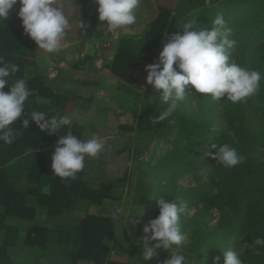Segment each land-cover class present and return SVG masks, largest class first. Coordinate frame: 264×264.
<instances>
[{
  "label": "rangeland",
  "instance_id": "obj_1",
  "mask_svg": "<svg viewBox=\"0 0 264 264\" xmlns=\"http://www.w3.org/2000/svg\"><path fill=\"white\" fill-rule=\"evenodd\" d=\"M141 4L134 25L116 32L103 26L102 36L109 42L98 51L110 56L111 40L116 45L120 39L130 37L136 46L148 49L145 52L150 57V64L157 60L163 41L158 42L154 37L149 39L148 34L151 29H156L157 37L164 38L172 28L171 14L160 16L149 2ZM218 13L223 14L232 30L230 39L238 42L232 60L244 68L260 71L264 77V0L244 3L227 0L208 6L184 18L174 29L182 33L181 27L185 23H193L189 31L210 28ZM51 57L54 61H36L38 59L34 57L33 70L42 69L41 73L54 76V79L46 83L45 90L48 89L49 94H38L32 107L53 106L54 110L64 107L62 115H71L72 123L58 135L71 131L77 139L90 138L93 134L105 139V150L95 158H86L85 167L78 174L92 189L99 188L105 181L118 186L115 197L119 201L106 202L118 239L124 245L125 256L110 253L111 260L139 264L142 237L145 236L142 229L157 217V200L180 197L184 206L180 223L185 235L180 251L189 264H213L215 257H220L219 264H223L222 251L226 247L237 250L243 264H264V248L245 246L264 237V78L256 95L235 104L224 97L213 100L205 94L188 93L175 112L179 115L176 125L171 126L178 129L173 131L175 135L163 131L155 136H141L137 134L139 118H148L154 126L152 118L167 107L159 103L162 90H153L146 83V71L130 70L126 79H120L110 72L113 61H92L87 56L79 61L73 57L57 61L56 53ZM72 97H80L82 103L71 102ZM134 97H139L137 103L132 102ZM143 99L147 102L142 105ZM125 101L132 104L126 105ZM148 105L156 109L155 113L148 111ZM114 107L120 108L118 115L114 113ZM143 108L145 112L142 113ZM228 121L237 126L246 122L253 128L255 137L250 145L237 150L245 160L232 168L223 167L209 155L215 151L211 149L212 143L230 144L226 140L232 134ZM58 139L57 135L42 132L40 140L43 144L47 140L45 143L50 145L34 149L43 153L45 174L49 177L53 176L51 155ZM191 219H197L207 236L201 246L205 257L185 249L195 228V223L188 222ZM67 221L66 217H36L38 225L48 228L55 224L69 225ZM63 235H54L52 244L63 241ZM172 251L157 249L151 260L141 261V264H164ZM77 264L92 262L79 261Z\"/></svg>",
  "mask_w": 264,
  "mask_h": 264
},
{
  "label": "clouds",
  "instance_id": "obj_2",
  "mask_svg": "<svg viewBox=\"0 0 264 264\" xmlns=\"http://www.w3.org/2000/svg\"><path fill=\"white\" fill-rule=\"evenodd\" d=\"M69 0H0V22L6 20L19 4L18 18L24 34L46 53H59L63 41L71 27L66 12ZM98 19L106 22L105 27L112 32L127 29L137 21L136 9L140 0H94ZM210 2V0H209ZM193 23H185L183 32L167 36L157 60L145 68L146 83L153 90H162L159 103L167 105L156 117L153 125L168 121L175 126L173 114L188 93L205 94L213 100L222 97L238 103L257 94L262 75L260 71L244 68L232 60V53L238 42L230 39L232 30L227 26L222 13L211 21V27H201L199 31H189ZM19 68L8 63L0 56V143L13 144L17 132L11 127L20 121L28 129L34 122L41 132L57 135L51 155V170L61 179H76L77 173L85 167L86 158H95L105 150V139L93 134L90 138L77 139L71 131L58 135L61 129L70 126L71 115H49L43 111L25 112V104L32 95L27 78H17L10 83ZM55 75V73H53ZM7 91H4L5 87ZM190 86V87H189ZM173 127V131H177ZM210 158L226 168L244 162L245 156L228 143H212ZM159 213L147 222L142 231L141 261H149L157 249H172L164 264H189L187 257L180 251L185 241L180 217L184 211L180 197L158 199ZM154 242V243H153ZM264 248V237L256 238L251 245ZM223 264H243L240 253L231 247L222 251ZM220 257L213 259L219 264Z\"/></svg>",
  "mask_w": 264,
  "mask_h": 264
},
{
  "label": "trees",
  "instance_id": "obj_3",
  "mask_svg": "<svg viewBox=\"0 0 264 264\" xmlns=\"http://www.w3.org/2000/svg\"><path fill=\"white\" fill-rule=\"evenodd\" d=\"M225 1L227 0H210V2L209 0H178L170 15L172 23L170 31L162 38L157 37L158 30L151 29L148 38L154 37L158 42L163 41L159 49L160 53L167 36L176 33L174 27L179 26L184 18ZM231 1L244 3L249 0ZM165 13L166 17L169 16L167 12H164V15ZM145 50L148 51L136 46L130 37L120 39L110 72L120 79H126V73L130 70L145 71V68L151 65L150 57L146 55ZM127 57L132 60H128ZM47 82L46 75L39 69L34 68L29 72L27 85L32 90L30 96L32 100H35L38 94H49V90H45ZM138 98L134 97L132 102L137 103ZM70 100L76 104L82 103L80 97H72ZM146 102L147 100L143 99L142 105ZM124 104L132 103L125 101ZM146 107L149 112L155 113L156 109L152 105ZM112 109L115 114H119L120 108ZM33 110L47 112L50 116L62 115L64 107L60 110H54L53 106L39 109L32 107ZM140 111L145 112L144 108ZM28 112L31 111L27 109L26 113ZM173 118L178 122L179 115L174 113ZM138 122L140 129L137 130V134L141 136H155L163 131L174 134L167 120L152 126L148 118L144 119L142 116ZM227 126L232 134L227 136L226 140L231 145H235L237 150L250 145L249 142L255 138L252 135L253 128L247 126L246 122L237 126L228 121ZM11 127L17 132L13 144L0 143V232H2L0 264H77L79 261L92 262V264H122L120 261L110 259V253L122 257L125 256V252L122 251L124 245L118 239L114 219L108 211L109 205L106 202L119 201V198L115 197L118 186L112 181H105L99 188L92 189L82 181L78 173L74 180L61 179L54 175L49 177L45 174L43 153L34 150L50 145L45 143L47 140L44 144L40 140L42 132L34 122H30L28 129L23 128L19 120ZM250 169L256 171L253 167ZM39 215H45L48 219L66 217L69 225L65 224L61 227L55 224L51 228L47 225H38L36 217ZM188 222L195 223V228L192 231L191 242L185 249L205 257L206 254L201 246L207 236L197 219ZM63 233L65 242L60 240L53 245L51 242L53 238Z\"/></svg>",
  "mask_w": 264,
  "mask_h": 264
},
{
  "label": "crops",
  "instance_id": "obj_4",
  "mask_svg": "<svg viewBox=\"0 0 264 264\" xmlns=\"http://www.w3.org/2000/svg\"><path fill=\"white\" fill-rule=\"evenodd\" d=\"M144 2H149L150 5L156 7L160 16H166L167 14L165 13L164 15V12H170L171 14L178 0H140L136 13L140 10L141 3ZM19 7V4L15 5L9 17L0 22V56L6 62L16 64L19 68V71L9 78L10 83L17 78H27L29 76V72H32L33 69L34 57L38 59L36 61H54V58L51 57V54L54 53H46L38 49L35 43L24 34L21 21L17 15ZM97 7L94 0H69L66 3V12L71 27L67 32L65 40L62 42L63 47L61 51L56 53L58 55L57 61H67L71 57L79 61L86 56L92 58V61L114 60L118 45V43L114 45V40H111L110 46H108L110 56H107L102 50L98 51L100 47H106L109 41L105 40L102 36V31H104L103 26L106 22L98 19ZM91 55L92 57H90ZM45 75L48 81L54 79V76L50 77L46 73ZM7 90L8 87L6 85L4 91ZM32 102V98L29 97L25 104L26 112L27 109L32 111ZM27 105L28 107L26 108Z\"/></svg>",
  "mask_w": 264,
  "mask_h": 264
}]
</instances>
